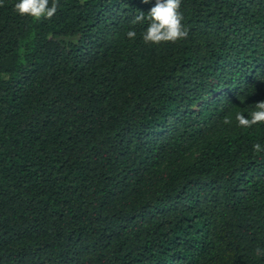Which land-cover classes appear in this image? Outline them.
<instances>
[{"label": "trees", "instance_id": "trees-1", "mask_svg": "<svg viewBox=\"0 0 264 264\" xmlns=\"http://www.w3.org/2000/svg\"><path fill=\"white\" fill-rule=\"evenodd\" d=\"M18 2L0 7V264H264V124L235 119L264 101V0H181L188 36L160 45L132 23L155 0H56L40 21Z\"/></svg>", "mask_w": 264, "mask_h": 264}, {"label": "clouds", "instance_id": "clouds-1", "mask_svg": "<svg viewBox=\"0 0 264 264\" xmlns=\"http://www.w3.org/2000/svg\"><path fill=\"white\" fill-rule=\"evenodd\" d=\"M145 4L150 0H143ZM0 7H4V0H0ZM181 0H155V5L150 9L147 16L140 12L133 18L132 23H144L147 21V28L143 33L145 44L160 45L161 43L172 42L185 39L188 36V30L182 23L183 14L180 12ZM58 3L53 0L49 6V0H19L14 5V11L21 17H29L36 21L41 18L51 19L57 12ZM136 36L135 31H128L127 37L133 39ZM65 39H68L67 37ZM77 37L71 38L76 42ZM238 126L242 128H252L253 126L264 124V101L255 104V110L249 117L242 113L235 116ZM224 124H230L231 120L225 117ZM254 152H260L262 147L259 143L253 145ZM258 255H264V249H256Z\"/></svg>", "mask_w": 264, "mask_h": 264}]
</instances>
